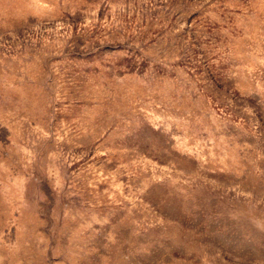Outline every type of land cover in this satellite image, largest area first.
<instances>
[{
	"label": "rangeland",
	"instance_id": "rangeland-1",
	"mask_svg": "<svg viewBox=\"0 0 264 264\" xmlns=\"http://www.w3.org/2000/svg\"><path fill=\"white\" fill-rule=\"evenodd\" d=\"M0 264H264V0H0Z\"/></svg>",
	"mask_w": 264,
	"mask_h": 264
}]
</instances>
